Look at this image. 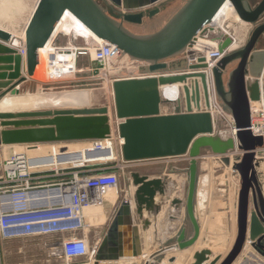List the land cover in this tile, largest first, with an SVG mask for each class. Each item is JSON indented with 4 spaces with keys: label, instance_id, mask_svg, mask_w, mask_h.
<instances>
[{
    "label": "water",
    "instance_id": "obj_1",
    "mask_svg": "<svg viewBox=\"0 0 264 264\" xmlns=\"http://www.w3.org/2000/svg\"><path fill=\"white\" fill-rule=\"evenodd\" d=\"M173 1L38 0L25 27V58L8 46L14 45V36L0 28V102L22 95V87L39 66L40 50L66 12L123 55L148 65L147 77L112 83V118L107 108L0 112V152L7 146L105 140L115 130L123 140L120 154L125 163L180 158L189 162L183 193L166 176L131 172L135 189L131 201L116 210L94 264H160L167 254L189 250L193 252L188 264H237L240 258L241 264H251L252 252L249 258L244 256L249 248L264 258V177L260 173L264 161L258 155L264 137L252 131V106L264 104V49L259 48L264 38V0L257 5L251 0H184L153 34L139 35L131 29L161 17ZM227 3L240 22L253 28L238 49L224 29L212 27ZM210 35L223 41L219 49L224 56L209 73L204 58L183 68L171 65L193 49L199 37ZM170 87H177L176 100L165 96ZM214 97L232 118L228 134L222 130L223 116L213 112ZM236 149L243 155L231 172L212 180V212L203 233L201 219L207 204L204 201L198 212L197 198L200 183L205 186L210 180L201 181V158L209 152L230 167L229 155ZM148 234L153 237L145 244ZM166 234L178 235L166 245L171 242ZM154 240L160 247L148 248ZM176 260L174 255L167 262Z\"/></svg>",
    "mask_w": 264,
    "mask_h": 264
},
{
    "label": "built area",
    "instance_id": "obj_2",
    "mask_svg": "<svg viewBox=\"0 0 264 264\" xmlns=\"http://www.w3.org/2000/svg\"><path fill=\"white\" fill-rule=\"evenodd\" d=\"M224 21L222 22L224 23ZM220 23L221 21L215 24L214 19L212 27L218 29L220 28ZM225 23L243 24L235 20V13L231 14ZM224 28L223 26L222 29ZM57 29L43 48L48 55L49 70L59 67V65L55 64L57 56H72L75 63L73 70L65 74L67 77L75 76L84 71L78 68V61L83 58L95 62L97 64L96 70L91 71H98L102 76L106 74V76H103L105 78L109 76L111 85L115 80L137 79L148 76L145 72L147 64L123 55L115 46L102 39L98 41L90 37L91 44L88 46L58 45V39L65 34L63 32L56 33ZM225 32L237 44L236 38L227 30ZM19 40V45L16 48L20 55L25 58L27 54L25 31L23 37ZM207 41H211L215 45L210 57L206 56V52L203 51V46ZM222 42V40L212 39V35L207 38L199 37L195 47L185 54L187 63L194 64L204 58V64L208 66L207 72L209 73L224 56V53H221L219 49ZM231 50H233V47L228 49V52ZM40 62L39 52V65L41 64ZM64 68L70 71L68 66L64 65ZM212 100L213 112L221 114L223 117L226 116V120L232 126V118L221 111L215 97ZM259 106L261 108L255 115L252 108V131L256 136L263 137L264 135L257 133L256 129L257 126L264 128V104H259ZM87 142L90 144L88 148L83 150L84 152L103 155L113 154L114 157L109 159V161L90 159L96 161L77 164L68 163L64 162V159H67L64 156L67 154L68 148L66 146L61 147L62 143H58L53 145H60V147H52V153L49 152L50 154L47 155L30 154L32 149L37 147L22 145L15 146L19 147L18 150L14 149L8 158H0V264H3L1 245L4 242L28 238H54L47 245L49 257L61 260L63 264H74V260L83 258V264H94L103 236L98 237L94 244L80 236L93 223L85 215L86 210L89 208H105L108 195L113 192L119 193L121 190V174L117 169L126 168L132 172H140L154 165L157 161L123 162L120 154L123 140L120 139L116 131L112 132L109 139ZM107 142H110L109 147ZM54 153L58 154L59 163L48 162ZM242 155L243 153L236 149L229 155L231 166H223L226 169L230 168L231 171L233 165ZM208 158L221 163L219 157L211 155ZM111 161H118V165H109ZM95 163L100 164L96 165ZM70 164H73V166L67 168V165ZM262 172L264 177V170ZM129 187V191L134 193L135 189L131 185L130 176ZM132 193L131 196L133 195ZM68 234H71V237H63Z\"/></svg>",
    "mask_w": 264,
    "mask_h": 264
},
{
    "label": "rangeland",
    "instance_id": "obj_3",
    "mask_svg": "<svg viewBox=\"0 0 264 264\" xmlns=\"http://www.w3.org/2000/svg\"><path fill=\"white\" fill-rule=\"evenodd\" d=\"M261 0H251L254 5H257ZM38 0H0V27L5 30L11 31L15 33L16 36H20L22 31L24 30L30 16L32 15V11H34L35 6ZM181 0H174L172 4L168 7L166 13H164L161 17L157 18L155 22V27L150 28L145 31V35L153 34L158 28L162 27L171 15L179 9L181 6ZM112 16L116 17L115 14L110 12ZM224 29L229 31L231 35H233L236 40V48H241L247 42L253 28L250 25L241 24V23H231L224 25ZM58 45H86V40L78 37L75 33H70L69 35L61 36L58 41ZM259 48H264V38L259 45ZM97 64L92 62L90 59L83 58L78 61L79 70H84L81 73L76 74L75 76H68L65 78L58 79H48L40 78L34 76L31 82L28 85L22 87V94H32L37 99L38 107L35 111H56V110H75V109H98V108H107L109 111V115H113V94H112V85L110 83L111 79L108 76L107 78L103 77L99 74V72H93L91 70H96ZM75 78V79H74ZM38 79V80H37ZM42 79V80H41ZM44 79V80H43ZM64 79V80H63ZM40 80V81H39ZM46 81V82H45ZM110 84V85H109ZM56 95V96H55ZM71 95H79L81 97L86 98V103L83 105H74L69 103V96ZM39 100V101H38ZM112 118V117H111ZM226 116L223 117L222 120V128L223 131H230V125L226 127ZM114 126V124H113ZM115 131V130H113ZM110 142H107V146L109 147ZM58 144V143H56ZM89 142L80 141V142H68L62 143L61 147L66 146L68 148L67 154L69 155H79L81 154V158H76L71 160L70 162L82 163V162H92L96 160L90 159H98V160H107L111 159L113 154L103 155L98 154L94 156L87 155L83 150L89 147ZM60 145H49L46 146L45 150H41L38 155H47L52 153V147ZM19 147H14V149L18 150ZM26 150V149H25ZM27 151V150H26ZM83 151V152H78ZM50 152V153H49ZM30 154H33L32 152ZM55 154V153H54ZM57 154V153H56ZM209 152L203 154L201 160V170H200V178L201 181H204L205 178L210 179V183L206 182V185L203 186V183H200L198 198H197V211H202V204L206 201V208L203 212V217L201 219L203 233L205 232L207 225L209 223V217L211 216V206H212V196H213V184L212 180L216 178L214 175L220 173L223 176L226 173L231 172L230 169H226L222 163H216L211 158ZM96 164V163H95ZM94 164V165H95ZM97 163L96 165H99ZM111 166L118 165V161H111L109 163ZM73 164L67 165V168L72 167ZM168 166V167H167ZM121 174V190L118 193V197L116 200L112 201V205L108 207V211L105 210V215L100 216L93 221L92 226L84 231V234H81L84 238H86L91 244H94L96 239L101 236L99 231L102 230V223L110 217L115 211L118 209L121 203L126 202L125 200L131 201V193L129 189V174L130 170L117 169ZM262 171H260L261 173ZM144 173L151 176L157 177L161 175H167L170 177L176 176H186L188 175V163H181V161H157L154 165L150 166L146 170L144 169ZM233 173V172H232ZM214 177V178H212ZM234 182H238V177L233 173ZM133 194V193H132ZM95 219V218H93ZM104 220V221H103ZM110 222V220H108ZM107 222V224L109 223ZM186 226H189V223L186 222ZM51 243V240L47 238H40L36 241H31L25 244V250L22 254H20L17 258L11 257L9 258V264H47V245ZM24 244H22L23 246ZM193 250H189L185 253H175L177 257L175 264H188L191 260ZM167 257H163L160 261V264H169L167 262ZM56 259V258H53ZM84 260V258H83ZM52 264H63L61 260L53 261Z\"/></svg>",
    "mask_w": 264,
    "mask_h": 264
},
{
    "label": "bare ground",
    "instance_id": "obj_4",
    "mask_svg": "<svg viewBox=\"0 0 264 264\" xmlns=\"http://www.w3.org/2000/svg\"><path fill=\"white\" fill-rule=\"evenodd\" d=\"M232 12L235 13L232 9L231 4H229V3L225 4L222 7V9L219 11L217 16L215 17V24L216 23L218 24L221 21L220 28H222L224 26L223 24L226 22V20L229 18V16H231V14H233ZM235 20L239 21V17L236 14H235ZM222 21H224V23ZM27 24H28V22H27ZM27 24H26V26H27ZM0 28L3 29L2 27H0ZM6 31H8V30H6ZM24 31H25V28L22 31V33L20 34L21 37H23ZM8 32H10L14 36V45L13 46L17 47L19 45V42H20L19 39L21 37L16 38L18 36H16L15 33H12L11 31H8ZM59 32H63L65 35H69L70 33H75L78 37L86 40L87 46L89 44H91V42L89 40L90 37L95 38L96 40L100 41V38H98L93 32H91L89 30V28H87L78 18H76L70 12H66V14L63 17V20L59 24V27H58L56 33H59ZM203 48H204L203 51L206 52V56L210 57L211 53L215 49V45H213V43L211 41H207V43L203 46ZM40 59H41V62H40L41 64L39 65V67L36 71V74L34 76H36V78L42 77L45 80H48V79H55L56 80L58 78L67 77V75H65V74L69 73V72H71V70H73L74 63H75V60L72 56H57L55 58V64L59 65V67L54 69V70H49L48 69V63H47L48 55L45 53V49L40 51ZM64 65H66V67L68 66V70H70V71H67L66 68H64ZM110 69H112V67H110ZM103 76H106V74H104ZM176 88L177 87H170V88L166 89L165 96H166L167 100H176L178 98V96H177V98H175L177 95V92H178ZM68 98H69V103H72L74 105H83L84 103H86V98L81 97L79 95H71ZM38 104H40V103L37 102V99L32 94H22L19 97L8 96L0 102V112H9V113L31 112V111L36 110V108L38 107ZM252 108H253V113L255 115L256 112H258L261 107L259 106V104L256 103V104H253ZM256 129H257V133L264 135V128H260L259 126H257ZM57 155L58 154L51 155V158L49 159L48 162L59 163L60 158H58ZM258 155L259 156L261 155L263 158V161H264V150H259ZM64 157H67V159H64V162L73 163L70 161L73 159H76V158H81V154H79V155H72V154L68 155V154H66ZM263 170H264V164L261 167V171H263ZM111 194L112 193H110L109 195H111ZM92 210H99V209L89 208L86 210V212L92 211ZM86 212H85V214H86ZM121 264H122V262H121ZM125 264H126V262H125Z\"/></svg>",
    "mask_w": 264,
    "mask_h": 264
},
{
    "label": "crops",
    "instance_id": "obj_5",
    "mask_svg": "<svg viewBox=\"0 0 264 264\" xmlns=\"http://www.w3.org/2000/svg\"><path fill=\"white\" fill-rule=\"evenodd\" d=\"M183 1L184 0H181V4H183ZM182 6V5H181ZM180 6V7H181ZM179 7V8H180ZM177 11V10H176ZM175 11V12H176ZM174 12V13H175ZM226 24H231V23H226ZM150 28H152V26H150V25H148V26H145V27H138V26H133L131 29L135 32V33H137V34H139V35H145L146 33H145V31H147V30H149ZM9 47H11V48H15L14 46H12V45H8ZM261 49H264V48H261ZM186 56H182V57H179V58H176V59H174V60H172L171 61V65L173 66V67H175V68H183L184 66H185V63H187V60H186V58H185ZM32 80L30 79L29 80V82L28 83H26L25 85H28L30 82H31ZM24 85V86H25ZM23 86V87H24ZM178 94H179V92H177V95H176V97L175 98H177V96H178ZM170 99V98H169ZM165 108H168V113H170V112H172V107H169V106H167V107H165ZM171 108V109H170ZM167 113V114H168ZM226 127L228 128L229 127V125H230V123H229V121L228 120H226ZM230 128V127H229ZM222 130H223V128H222ZM229 132L226 130V134H228ZM54 144H56V143H54ZM49 145H53V144H41V145H39V146H37V148L36 149H32V153H35V154H38L37 152H39V151H41V150H45V149H47V148H45L46 146H49ZM14 147L15 146H7V147H2L1 148V152H0V158L1 159H6V158H8L12 153H13V151H14ZM176 161V160H178V161H181V163H185V162H187V163H189L188 162V160H186L185 158H180V159H170V161ZM163 162H166V161H168V160H162ZM213 161H215L216 163L218 162L217 160H213ZM219 163V162H218ZM150 167V166H149ZM149 167H147V168H149ZM168 167V166H167ZM147 168H145V170L147 169ZM200 170H201V168H200ZM140 173H142V174H145L144 173V170L143 171H140ZM221 175L220 173H217V174H215L214 176L215 177H218L219 175ZM145 175H147V174H145ZM149 176V175H148ZM161 176H166V177H168L169 179H171V180H173V181H175L176 183H177V191H179V192H181V193H183V190H184V186H185V184H186V182H187V175L186 176H176V177H170V176H167V175H161ZM161 176H157V177H161ZM151 177V176H150ZM212 178H214V177H212ZM206 180H210L209 178H205ZM118 194H117V192H114V193H112L111 195H109L107 198H108V200H107V203H106V206H105V208H103V209H99V210H92V211H88V212H86V216H87V218L88 219H90V221H94V220H96L97 218H100V216H103L104 217V215H105V210H109L108 209V207H110L111 205H112V201H114V200H116L117 199V196ZM125 201H128V199L127 200H125ZM115 214H116V211H115V213L114 214H112L110 217L108 216V218L105 220V222H103L101 225H102V230L101 231H99V234L101 235V236H105V234H106V232H107V225H109L111 222H112V220H113V217L115 216ZM97 217V218H96ZM93 218H95V219H93ZM108 220H110V222L108 221ZM104 221V220H103ZM107 222H109L108 224H107ZM106 230V231H105ZM105 232V233H104ZM81 234H84V233H81ZM81 234H80V236H81ZM187 234H188V237L191 235V231L189 230L188 232H187ZM178 234H170V235H167L166 234V238H168L169 240H171V242L168 244V243H165L166 245H170L171 243H173V239H175L176 238V236H177ZM101 236H99V237H101ZM64 238H68V237H71V234H68V235H66V236H63ZM145 237V244H146V242H147V239H148V237H153V236H151V234H148V235H145L144 236ZM47 239H49V240H51V241H53L52 239H54V238H47ZM167 239V240H168ZM36 240H38V239H31V238H28V239H20V240H16V241H12V242H4L2 245H1V248H2V259H3V264H9V258H11V257H14V258H17L20 254H22L23 253V251L25 250V244H27V243H29V242H31V241H36ZM163 242H165L164 240H163ZM22 244H24L23 246H22ZM156 246V248H158V247H160V243H159V241H153V244H152V246H150L149 245V247L148 248H154ZM47 251V254H48V256H47V264H52V263H54L53 261H56L57 259H53V258H50L49 257V252H48V250H46ZM250 252H252V256H254V258L251 256L250 258H249V253ZM168 255V257H167V261L172 257V256H174L175 255V253H171V254H167ZM192 256V255H191ZM244 256H247L251 261V264H264V258H262V256H260L255 250H253V249H251V248H249V250H247V251H245L244 252ZM137 262L138 261H134V262H128V264H137ZM143 262H145V261H143ZM73 263L74 264H83L84 263V260L83 259H76V260H74L73 261ZM242 263V258H240V260L237 262V264H241ZM121 264V263H120ZM122 264H125V262H122ZM126 264H127V262H126Z\"/></svg>",
    "mask_w": 264,
    "mask_h": 264
},
{
    "label": "flooded vegetation",
    "instance_id": "obj_6",
    "mask_svg": "<svg viewBox=\"0 0 264 264\" xmlns=\"http://www.w3.org/2000/svg\"><path fill=\"white\" fill-rule=\"evenodd\" d=\"M156 21H157V19H155V20L152 21V22H149L148 25H150V26H152V27H155V25H156L155 22H156ZM148 25H147V26H148ZM129 202H130V201H129Z\"/></svg>",
    "mask_w": 264,
    "mask_h": 264
},
{
    "label": "trees",
    "instance_id": "obj_7",
    "mask_svg": "<svg viewBox=\"0 0 264 264\" xmlns=\"http://www.w3.org/2000/svg\"><path fill=\"white\" fill-rule=\"evenodd\" d=\"M160 28H161V27H160ZM160 28H158L157 30H159ZM157 30H156V31H157Z\"/></svg>",
    "mask_w": 264,
    "mask_h": 264
}]
</instances>
